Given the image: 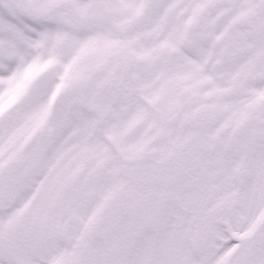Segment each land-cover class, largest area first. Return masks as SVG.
<instances>
[{"label": "bare ground", "instance_id": "6f19581e", "mask_svg": "<svg viewBox=\"0 0 264 264\" xmlns=\"http://www.w3.org/2000/svg\"><path fill=\"white\" fill-rule=\"evenodd\" d=\"M33 1L43 12L30 5L26 9L23 0H0V194L41 158L44 172L18 203L0 209V232L31 208L61 169L70 167L66 161L74 152L72 159L91 152L76 177L79 187L101 160H109L115 173L125 160L148 151L158 150L157 159L163 161L168 146L183 139L176 132L167 142L175 131L173 121L196 103L214 97L221 103L209 130L212 141L216 131L237 124L256 108L254 97L264 100V0H102L118 15L116 26L102 30L51 18L56 0ZM68 1L91 22L101 16L100 0ZM205 25L208 29L195 36V44L182 41L185 33ZM229 50L237 53L231 56ZM95 53L106 54L108 61L89 88L88 104H83L88 113L66 123L60 114L61 107L67 112L65 104L57 99L64 81L84 70ZM123 59L131 62L129 80ZM51 70L57 78L36 92L38 72ZM110 81L116 84V97L107 89ZM112 113L106 129L104 117ZM67 124L52 141L54 131ZM259 161L251 168L250 181L237 183L229 199L247 219L255 213ZM233 164L232 171L243 166L239 159ZM101 202L98 196L87 211L79 208L77 213L89 219ZM54 237L48 251L40 246L32 253L23 251L21 261L52 264L57 257H68ZM0 264L14 263L0 252Z\"/></svg>", "mask_w": 264, "mask_h": 264}, {"label": "flooded vegetation", "instance_id": "af4514ba", "mask_svg": "<svg viewBox=\"0 0 264 264\" xmlns=\"http://www.w3.org/2000/svg\"><path fill=\"white\" fill-rule=\"evenodd\" d=\"M240 129V137L248 142L238 152L227 143L232 155L243 163L239 172L232 173L234 179H230V161L221 163L224 155L221 148L208 152L202 172L185 175L183 180L190 181L189 184L181 178L166 179L162 170L153 172L155 169L150 166L140 194L139 185L134 183L130 193L126 188L114 187L113 180L108 181L111 188H106L104 195L103 187L109 175L107 166H101L81 190L76 188L77 172H69L61 195L48 205V212H43L46 220L33 219V212L29 221L18 220L13 227L14 252L3 255L18 261L23 250L34 252L37 245L48 251L50 236L55 234L71 252L66 264H228L229 258H225L228 248L244 246L245 233L254 231L258 220L250 224L239 216L238 207L229 204L226 195L231 181H250L251 168L258 159L255 208L260 209L264 201L260 200L264 194V144L251 145L256 137L264 141V135L256 131L255 125L253 131L251 127L248 129L245 122ZM195 150L191 157L197 154ZM258 150L261 155H257ZM195 161L200 167V160L196 157ZM174 175L171 172L170 176ZM98 196L102 202L85 224L77 210L87 211ZM4 241L3 234L0 238L3 250ZM115 245H127L130 250L114 252ZM237 257L240 263L242 255Z\"/></svg>", "mask_w": 264, "mask_h": 264}, {"label": "rangeland", "instance_id": "374dc122", "mask_svg": "<svg viewBox=\"0 0 264 264\" xmlns=\"http://www.w3.org/2000/svg\"><path fill=\"white\" fill-rule=\"evenodd\" d=\"M31 9L34 10L35 12L37 9L34 7V5H30ZM54 14L52 17H59L65 20H68L71 22V24H75L77 21L86 23V20L83 16L79 15V18L76 19L74 15L77 14V12L74 10V7L72 4H70L67 0H59L57 1L54 5ZM108 20L109 16L106 14L105 16ZM105 22H103V25ZM92 28H95L96 26L94 25L91 26ZM201 30L199 31L202 33L204 30L208 29V26H202L200 28ZM196 36V34H192ZM194 37L190 38V42L192 44H195L196 39H193ZM224 54V52L220 51V54ZM108 59V56L95 53L89 57V62L86 70H81L78 72V74L75 77H71L68 80H65L64 83V89L61 91L60 96L58 97V103L59 101L65 104L66 111L64 110L63 107L62 110H60V114L63 116L62 118L65 119V122L68 123L72 119H77L80 121V119L83 118L88 113V109L83 105V104H88L87 102V96L89 93V90L87 91L86 89L91 86L92 81L94 77L103 71L104 65ZM124 62V65L126 67V71H128V67L130 66L127 63V59ZM125 76L129 77L128 73L125 72ZM56 78V70H51L48 73H45L42 75L39 83L36 85L35 91L39 92L42 88L46 87L52 79ZM108 90L113 89L112 85L107 87ZM216 107L209 108L206 106L205 108L200 109L197 111V114L195 117L191 118V122L187 121L185 119V124L183 128L185 129V132H188L189 128L187 125L195 126L194 130V135L196 136L195 138H189L184 146L182 148L176 147L177 149L180 150V152H175L173 155L174 162L169 163L168 161H159L156 159V157H149V153L141 154L139 155L140 158L144 157L149 159L146 162H140L141 164L135 165L134 167H130V169H127L126 173L123 174V178L125 179V183L118 181V184L115 185L113 184L114 187L120 188V189H128V192H132L134 189V183H138L137 185V190L138 193L143 190L144 186V178L147 177V174L150 169V166H152L155 170L153 172H159V170H162L161 172L165 173L166 176L164 178L166 179H172V180H178L181 178V180L186 183H191L190 181H185L183 180L186 176V174L190 173H195V172H202L205 169V162H206V156L208 155L209 147L206 145L207 142H209V130L211 125L210 123V114L212 111H215ZM264 111V110H263ZM261 118H264V112L261 113ZM254 118L248 117V119L245 121V123L248 125V129L251 127V130L253 131L254 127V122L257 123V120L254 122ZM109 118H105V124H108ZM68 125V124H67ZM66 126H62L60 129V132L54 131V137L52 141H55L56 138H59L64 131L67 128ZM187 127V128H186ZM47 130V129H45ZM44 130V131H45ZM261 134L264 135V126H262L261 129ZM241 129L237 128L234 132H230L229 136L226 139V142L232 144L238 152L240 150V147L246 142V138L240 137ZM213 145V142H211ZM254 144H264V141L262 140V137H256L254 141L251 142V145ZM196 148V150H195ZM202 148V149H201ZM197 152L194 157H191L192 153ZM261 155L260 150L257 151V155ZM73 155V154H72ZM71 155V156H72ZM71 156L67 159L66 162H69ZM153 157V158H152ZM196 157L200 160L201 166L198 167V163H196L195 159ZM89 159V154L88 153H83L81 156L72 159L70 161V167L66 170L60 171L59 178L46 190V192L37 199V201L31 206L29 211L27 212V217L24 219L26 221H29V215H31V212L34 210L39 211L43 210L41 212H38V214H35L33 211V219H37L38 221H45L46 216L43 214V212H48L46 209L48 205L53 204V200L56 198L55 196H51V194H56L60 193L61 191V185L63 187V183L61 182L62 177L66 176L68 172H74L77 169H79L84 163H86ZM205 163V164H204ZM78 167V168H77ZM219 171V170H218ZM44 172V170L42 171ZM170 172V173H169ZM174 173V176H170V174ZM180 174V175H179ZM136 179V180H135ZM109 180L107 179V182L104 186V190L106 188H111V183L108 182ZM135 181V182H133ZM110 183V185H109ZM188 187V186H187ZM61 194V193H60ZM59 194V195H60ZM60 199V198H59ZM57 198L55 199V201ZM260 200H264V194L261 195ZM58 203V202H57ZM261 208L264 209V201L261 203ZM14 227V225H12ZM10 228L4 233L5 241H4V247L6 248V252L12 253L13 249L15 248V233H14V228ZM2 236V234H0ZM0 247L3 248V242H0ZM261 247V248H260ZM259 248H254L252 245H247L244 247V250L242 251V257H241V262L237 261V264H264V226L262 228V235H261V246ZM232 264V263H231Z\"/></svg>", "mask_w": 264, "mask_h": 264}, {"label": "water", "instance_id": "95a60500", "mask_svg": "<svg viewBox=\"0 0 264 264\" xmlns=\"http://www.w3.org/2000/svg\"><path fill=\"white\" fill-rule=\"evenodd\" d=\"M227 157V156H226ZM39 171V165H35L33 167H30L26 170L24 173V176L19 179V181L11 186L0 198V201L4 202H12L15 200L16 195L21 192L25 187H27L35 176L37 175V172ZM1 206V205H0Z\"/></svg>", "mask_w": 264, "mask_h": 264}]
</instances>
